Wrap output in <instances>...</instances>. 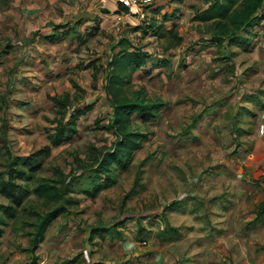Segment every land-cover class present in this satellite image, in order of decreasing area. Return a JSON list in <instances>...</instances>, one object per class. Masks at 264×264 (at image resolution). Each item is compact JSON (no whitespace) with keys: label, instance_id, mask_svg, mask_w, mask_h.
I'll list each match as a JSON object with an SVG mask.
<instances>
[{"label":"rangeland","instance_id":"rangeland-1","mask_svg":"<svg viewBox=\"0 0 264 264\" xmlns=\"http://www.w3.org/2000/svg\"><path fill=\"white\" fill-rule=\"evenodd\" d=\"M12 1L0 0V182L10 170L20 204L0 194V264L14 255L12 264H24L16 254H28L37 214L58 205L38 244L42 264H237L231 241L263 192L246 184L252 133L264 134L263 29L218 34V19L201 18L224 0H153L148 23L124 31L115 17L126 13L111 3L109 17L79 19L102 9L100 0ZM170 29L182 41L165 49ZM122 40L144 63L117 85L140 106L118 127L108 85ZM51 96L82 112L56 146ZM117 132L138 136L136 146L94 182V149L111 152ZM43 181L64 195L36 196Z\"/></svg>","mask_w":264,"mask_h":264},{"label":"trees","instance_id":"trees-1","mask_svg":"<svg viewBox=\"0 0 264 264\" xmlns=\"http://www.w3.org/2000/svg\"><path fill=\"white\" fill-rule=\"evenodd\" d=\"M236 1L237 0H224L223 2H216V6L212 9L215 14H212V16L205 14L201 19H218L216 22H213V25L216 28H219L220 26L222 27L221 29H223V31L218 32V34H221L224 37L228 35H234L242 30L245 26H252L255 21L259 22L260 20L264 19V0H239L238 6L234 8V10H231L232 5L235 4ZM226 18H228V22L221 23L222 20ZM168 31L169 34L166 42L168 43V45L165 49L179 46L182 41V37L178 34L173 33L171 29ZM225 32L228 33L225 34ZM119 46L123 48V55L120 57L117 56L118 58L113 61L112 65H114L115 67L113 68V75L111 76L108 85V92L111 94L114 105L113 123H115L116 126H118L122 122L129 120L128 116H126L125 119H122V116L126 111L136 110L140 107L134 102H127L124 98H121L119 95L120 90L118 89L117 85L121 84L122 78L127 73L128 66L132 65L133 69H138L144 63L143 55L136 53L135 50L133 52H126L127 47L129 48L130 46V44H128L126 40H122ZM131 48H133V46H131ZM50 99L56 107V117L53 126L54 133L48 135V140L51 145L56 146L62 142L68 141L72 137L73 133L75 132V119L82 112L75 111L74 113H69L68 109L72 103H70V101L66 97L59 99L57 96H51ZM68 113L69 116H67ZM116 135L117 140L113 145V150L111 152L105 153L104 149H94V152L91 156V165L95 167V174L92 176V180L94 182L98 181L97 179H99V177L103 175L108 178V165L112 162L122 163L123 159L130 155L131 151L136 146V140L138 139V136L129 138L126 134H122L121 132H117ZM44 149L47 151L48 146H45ZM7 174L9 175L8 180L0 182V194L3 195L6 199L20 204V201H16L15 189H13L19 186L18 184L14 183L10 170H8ZM16 176L23 178L25 176V172L18 171ZM100 189L101 187H99V185H94L92 195L96 194ZM33 192L36 196L46 199H57L60 196L64 195V192H57L55 186L48 185L47 183H45V181L38 184L33 189ZM63 210L64 207L62 205H58L55 206L53 210L42 214V216L37 214L39 218L37 223L34 224L35 228L33 232H31L32 238L29 242V247L26 248V251L28 252L30 258V264H36L37 255L35 253L37 248L39 247L38 244L43 239V234L46 227L50 224L51 220ZM263 211V205H260L257 215H260V213ZM1 233L2 232L0 231V234Z\"/></svg>","mask_w":264,"mask_h":264},{"label":"crops","instance_id":"crops-1","mask_svg":"<svg viewBox=\"0 0 264 264\" xmlns=\"http://www.w3.org/2000/svg\"><path fill=\"white\" fill-rule=\"evenodd\" d=\"M20 1L25 2V0H13L11 3L10 2L9 3H10V6H13V5L18 6V4H20L19 3ZM155 1H160V0H155ZM101 8L102 9L90 8L89 10H86L85 12H83L82 17H80L79 19L89 21V20L94 19L95 17L97 18V17H101L104 15L109 17L110 15H112L111 10H109V8H107L103 3H102ZM119 10L123 11V9L121 8H119ZM116 16L117 17L115 16H112V17H115L117 22H119V19L123 20L122 23L120 24L122 26V29H121L122 31H124L127 28H130L132 25L139 26L141 23L143 27V25H146L148 23L147 20L149 21L148 16H146V19L143 21L138 20V18L136 17L130 18L126 14L123 17L118 16V14ZM74 18L75 16H71L68 19H70L72 22H75L76 20ZM253 26H254L253 28L254 31H259V29H263L261 30V33L264 34V19L260 20L256 24H253L252 27ZM49 27L51 26H48V31H51ZM240 43L242 44L243 40H240ZM262 113L264 114V109ZM249 156L253 157V160H251L249 164L250 166L249 169H251L252 174H251V180H247L246 184H248L249 187H250V184L253 185L252 188L254 191L257 190L258 187H261L263 189V192L259 193V197L261 198V200L258 203L259 204L258 207L255 209L253 214L250 215L249 218L244 220V224L242 223L241 230H240L242 235H240L241 237L240 241L239 242L231 241V247H236L235 248V259L237 261V264H264V211L261 212L260 215H257L259 206L263 205V208H264V177L260 175L262 172H264V134L262 135L257 134V131L252 133V151L249 154ZM259 168H262L263 170L262 169L259 170ZM245 191L250 192L249 190H245ZM255 219H257V222L253 226L254 229H251V231L247 230L245 228V222L248 220L254 221ZM260 219L262 221H260ZM35 254L37 255L36 264H42L43 262H45L46 258L43 257L44 254H39L38 250H36ZM16 255H20L22 259H25L24 264H30V258L28 254L23 255L21 253H17ZM13 258H17V257L14 255L12 258L11 257H9V259L7 258L4 264H12ZM84 259L85 260H83V264L86 261L87 262L85 264H91L88 262L86 257Z\"/></svg>","mask_w":264,"mask_h":264},{"label":"built area","instance_id":"built-area-1","mask_svg":"<svg viewBox=\"0 0 264 264\" xmlns=\"http://www.w3.org/2000/svg\"><path fill=\"white\" fill-rule=\"evenodd\" d=\"M106 5L111 3L113 5L112 12L126 13L130 18H138V20H145L147 16V9L153 4V0H100ZM123 9L120 11L119 8ZM260 131L263 133L264 126H260Z\"/></svg>","mask_w":264,"mask_h":264}]
</instances>
